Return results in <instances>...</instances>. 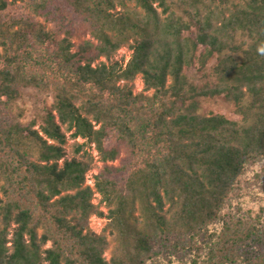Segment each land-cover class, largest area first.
<instances>
[{
    "label": "trees",
    "instance_id": "trees-1",
    "mask_svg": "<svg viewBox=\"0 0 264 264\" xmlns=\"http://www.w3.org/2000/svg\"><path fill=\"white\" fill-rule=\"evenodd\" d=\"M26 89L53 95L40 121ZM218 97L239 121L198 113ZM262 155L264 0H0V264H264V208L220 216Z\"/></svg>",
    "mask_w": 264,
    "mask_h": 264
},
{
    "label": "rangeland",
    "instance_id": "rangeland-1",
    "mask_svg": "<svg viewBox=\"0 0 264 264\" xmlns=\"http://www.w3.org/2000/svg\"><path fill=\"white\" fill-rule=\"evenodd\" d=\"M238 42L243 40L242 36H239ZM131 51L127 46L118 50L111 62H121L124 65L130 59ZM106 62L105 58H101L93 63V66ZM217 57H215L210 67L215 65ZM189 75L195 77V71H190ZM143 84L138 77L133 84V91L135 94L143 92ZM150 94V93H145ZM53 104V95L51 92L43 93L36 91L35 89H26L23 91L22 97L16 102V109L23 112V123L31 122L32 120L40 121L41 118L49 111ZM198 113L200 115H222L230 120L239 121L240 118L235 112V107L232 103L228 102L224 97H218L214 99H200ZM82 140L69 139L66 145V151L69 156L74 155L75 144H82ZM91 155V170L86 177V185L93 187L94 177L98 174L102 167V164L98 161V156L93 147L87 146L85 148ZM93 203L100 206V210L107 213V209L104 205L100 204V197L95 194ZM261 208H264V155L257 157L255 160L248 162L241 175L237 178V181L233 185L231 191L224 199L220 216L226 217L228 215L239 217L242 215L250 214L252 217L258 215ZM107 221L99 216H93L88 222V228L97 234H102L106 228ZM221 222L218 221L210 227V232H219L221 228ZM107 234V232H106ZM113 243V240H111ZM109 258V251L106 255ZM147 264H180L173 258L157 257L156 259L149 261Z\"/></svg>",
    "mask_w": 264,
    "mask_h": 264
}]
</instances>
